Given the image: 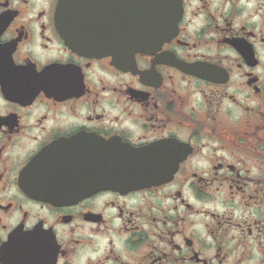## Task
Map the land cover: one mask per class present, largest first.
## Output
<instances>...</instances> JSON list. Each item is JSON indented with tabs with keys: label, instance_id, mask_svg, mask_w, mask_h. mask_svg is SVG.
Masks as SVG:
<instances>
[{
	"label": "flooded vegetation",
	"instance_id": "af4514ba",
	"mask_svg": "<svg viewBox=\"0 0 264 264\" xmlns=\"http://www.w3.org/2000/svg\"><path fill=\"white\" fill-rule=\"evenodd\" d=\"M59 2L0 0V264H264V0H175L132 61Z\"/></svg>",
	"mask_w": 264,
	"mask_h": 264
},
{
	"label": "water",
	"instance_id": "95a60500",
	"mask_svg": "<svg viewBox=\"0 0 264 264\" xmlns=\"http://www.w3.org/2000/svg\"><path fill=\"white\" fill-rule=\"evenodd\" d=\"M180 12L175 0H60L56 23L78 47L132 61L173 36ZM61 163L53 161L46 169L57 173Z\"/></svg>",
	"mask_w": 264,
	"mask_h": 264
}]
</instances>
